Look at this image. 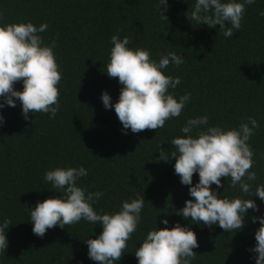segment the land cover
<instances>
[{
    "label": "trees",
    "instance_id": "obj_1",
    "mask_svg": "<svg viewBox=\"0 0 264 264\" xmlns=\"http://www.w3.org/2000/svg\"><path fill=\"white\" fill-rule=\"evenodd\" d=\"M194 0H168L161 19L157 0H0V25L32 22L47 24L40 35L45 44L56 42L54 54L62 73L58 84L60 111L55 118L46 113H29L26 121L21 105L5 107V124L0 126V221L11 219L8 247L0 251V264H98L87 257L88 238L102 232L98 225L80 221L48 229L41 238L33 234L28 208L53 196L44 173L56 167H81L88 175L78 182L104 196L93 207L98 213L118 211L121 201L143 196L142 220L117 264H137L134 255L147 232L164 228L160 220L188 225L196 233L198 248L192 264H255L248 251L255 246L259 222L252 216L264 213V202L252 197L259 212L248 210L242 230L227 233L219 226L191 224L176 215L184 206L188 186L174 174L175 160L159 159V146L173 150L170 141L182 136L180 129L189 118L207 115L209 126L236 128L247 117L260 127L248 143L254 152L257 179L264 184V0L246 6L241 28L231 38L219 31L189 22L185 13ZM163 8V6H162ZM128 36L130 48H143L158 60L174 51L184 63L170 65L166 75L179 76L181 83L169 91L175 97L191 93L180 117L167 120L160 129L122 134L114 109L106 110L101 94L107 91L118 101L121 85L109 78L106 64L113 35ZM14 89L23 90L22 82ZM198 174L193 175V184ZM218 193L240 196L230 178L222 177ZM214 189L215 185L212 186ZM245 198H251L247 196ZM157 222V224H156Z\"/></svg>",
    "mask_w": 264,
    "mask_h": 264
},
{
    "label": "clouds",
    "instance_id": "obj_2",
    "mask_svg": "<svg viewBox=\"0 0 264 264\" xmlns=\"http://www.w3.org/2000/svg\"><path fill=\"white\" fill-rule=\"evenodd\" d=\"M257 0H194L185 13L187 20L219 31L225 38H231L235 30L241 28L246 6ZM163 6V8H162ZM168 0H157L161 19L168 20ZM264 17V10L259 12ZM48 25L35 26L32 22L0 25V126L5 124L2 110L21 105V115L27 121L29 113H46L55 118L60 111L58 84L62 73L56 62L55 41L45 44L40 33ZM112 45L106 64L109 78H118L121 85L118 101L112 103L107 91L101 100L106 110L114 109L122 124V134H133L145 129L155 130L165 126L167 120L180 117L191 100L186 92L178 98L170 89L181 83L179 76L166 75L170 65L179 68L184 59L176 52L162 54L158 60L151 58L147 49L129 47L128 36L119 34L109 41ZM22 82L23 90L14 89V84ZM260 127L258 121L249 116L236 128L225 129L209 126L207 115L189 118L180 129L182 136L171 139L173 150L165 151L161 145L159 159L164 162L175 160L174 174L180 183L188 186L184 206L176 211L191 224L219 226L230 233L242 230L248 210L259 212V206L252 197L264 202V184L255 186L253 166L254 152L248 143ZM198 174V182L193 184V175ZM88 171L81 167H56L44 173V181L60 195L38 201L29 209L32 232L43 237L48 229L76 224L80 221L98 225L102 232L95 239L88 238V259L98 264H117L127 248V242L137 230L142 220L145 199L143 196L121 201L118 211L98 213L93 205L104 196L101 191H89L78 182ZM230 178L228 185L238 189L240 196L229 198L220 195L217 189L223 187L221 178ZM215 185L214 189L212 186ZM251 198H245L247 196ZM252 223L259 222L255 231L256 244L248 251L254 255L255 264H264V213L251 217ZM164 228L147 232L134 253L137 264H192L197 254V236L191 227L176 222L170 228L169 220L163 218ZM157 224V222H156ZM11 219L0 221V251L8 247L7 230Z\"/></svg>",
    "mask_w": 264,
    "mask_h": 264
}]
</instances>
